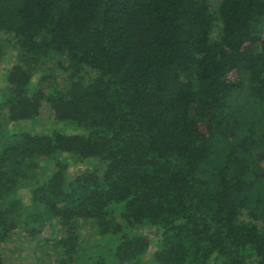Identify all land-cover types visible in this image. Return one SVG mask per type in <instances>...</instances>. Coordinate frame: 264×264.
Masks as SVG:
<instances>
[{
	"label": "trees",
	"instance_id": "1",
	"mask_svg": "<svg viewBox=\"0 0 264 264\" xmlns=\"http://www.w3.org/2000/svg\"><path fill=\"white\" fill-rule=\"evenodd\" d=\"M212 2L0 0V264H264V0Z\"/></svg>",
	"mask_w": 264,
	"mask_h": 264
},
{
	"label": "rangeland",
	"instance_id": "2",
	"mask_svg": "<svg viewBox=\"0 0 264 264\" xmlns=\"http://www.w3.org/2000/svg\"><path fill=\"white\" fill-rule=\"evenodd\" d=\"M215 2L217 3V2H219V0H213V2L211 3V5L214 9H216V7H217L216 6L217 4H215ZM12 63L13 62H11V64ZM6 65L10 66V64H8V63L2 64V67L0 65V70H1V68L3 69V67H5ZM29 122H31L34 125L39 124V126H43L46 123L44 121L39 120V118H36V119L31 120ZM58 130H60V129H58ZM60 131H63V130H60ZM97 167H101L100 163H98V162H97ZM86 228H87L86 230L93 231V229H94L93 223L92 222L86 223ZM146 233L148 235H151L150 231H148V230H146ZM83 235H84V232H83ZM89 240H91V239L89 238ZM18 241H23V239H21L18 235H16L15 237H13V239L11 240L10 243L5 244V251H6L5 256H8V262L10 261V259H12L13 261H16L18 259L17 263L28 264L32 260V257L34 255H36V253L33 251V247L35 246V244H32L30 246L28 244H26L27 246L21 248V247H19L20 245H16L18 243ZM6 264H10V263H6Z\"/></svg>",
	"mask_w": 264,
	"mask_h": 264
}]
</instances>
